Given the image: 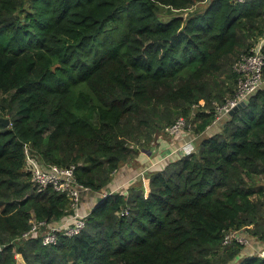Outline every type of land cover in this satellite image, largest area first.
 I'll use <instances>...</instances> for the list:
<instances>
[{"label":"trees","instance_id":"16d2710c","mask_svg":"<svg viewBox=\"0 0 264 264\" xmlns=\"http://www.w3.org/2000/svg\"><path fill=\"white\" fill-rule=\"evenodd\" d=\"M262 39L264 0H0V264H233L246 246L225 244L229 231L264 242V89L208 134ZM181 118L195 149L146 189L97 202L56 244L24 238L75 211L33 182L27 148L103 193Z\"/></svg>","mask_w":264,"mask_h":264},{"label":"built area","instance_id":"2783aa9c","mask_svg":"<svg viewBox=\"0 0 264 264\" xmlns=\"http://www.w3.org/2000/svg\"><path fill=\"white\" fill-rule=\"evenodd\" d=\"M244 2L245 0H238ZM264 39L260 40L250 52L241 57L234 65V71L238 75V89L234 99L228 100L225 105L218 106L216 110V117L213 124L221 121L231 109L239 103L246 101L259 90L264 89ZM198 107V106H195ZM184 131H190L188 122L181 118L178 122L171 127L166 128L165 133L171 136L181 135ZM193 138L190 143L181 146L177 150L180 156L189 155L195 149V140ZM26 169L31 172L33 182L40 187V190L47 186H52L55 190L65 193L72 202V209L74 214L60 223L47 224L46 222H36L32 220V228L24 235L25 239L41 234L42 242L44 245L56 244L60 234L72 237L78 235L85 226L87 215L89 211L82 213L81 204L83 196L90 192L88 188L78 184L74 176L75 167L61 168L55 165H43L38 157L33 155L31 151L26 149ZM117 191L107 193L103 197L106 198ZM126 213V212H125ZM42 229H44L42 231ZM236 242L240 245L247 246L249 238L241 231H229L224 243L229 244ZM264 257V253L261 255Z\"/></svg>","mask_w":264,"mask_h":264},{"label":"crops","instance_id":"0c3cea01","mask_svg":"<svg viewBox=\"0 0 264 264\" xmlns=\"http://www.w3.org/2000/svg\"><path fill=\"white\" fill-rule=\"evenodd\" d=\"M217 123L212 125L208 134L214 133L220 129ZM193 137L192 132L184 131L181 135L171 136L167 133H158L149 147L140 150L138 156L133 161L124 164L115 174L111 186L103 193L88 192L83 196L81 212L84 213L96 206L98 199L107 193L114 191L126 193L133 188H147L150 172L160 168L161 164L170 157H177V150L190 143ZM66 220V219H64ZM63 222V221H61ZM60 223V222H59ZM57 224V223H56ZM249 244L243 250L233 264H239L244 258L264 253V242L249 238ZM264 258V257H262ZM17 264L24 262L21 255L17 256ZM21 260V262H20Z\"/></svg>","mask_w":264,"mask_h":264},{"label":"water","instance_id":"95a60500","mask_svg":"<svg viewBox=\"0 0 264 264\" xmlns=\"http://www.w3.org/2000/svg\"><path fill=\"white\" fill-rule=\"evenodd\" d=\"M179 17L182 18V17H184V15H180ZM246 104H247L246 101H243V102L239 103L237 106H235L233 109H231V110L229 111L228 116L233 115L238 109H240V108H242V107H245ZM1 120H2V122L4 123L5 126H9L10 121H9L8 118H3V119H1ZM104 201H105V198H104V197H101V198L98 199V204H101V203H103ZM0 251H1V247H0Z\"/></svg>","mask_w":264,"mask_h":264},{"label":"rangeland","instance_id":"374dc122","mask_svg":"<svg viewBox=\"0 0 264 264\" xmlns=\"http://www.w3.org/2000/svg\"><path fill=\"white\" fill-rule=\"evenodd\" d=\"M205 4H206V3H203V4H201V5L204 6ZM164 14H166L165 16H162V18H163L164 20H169V19L171 18V15H169L168 12H165ZM147 182H148V179H147ZM20 262H21V260H20ZM19 264H25V263L21 262V263H19Z\"/></svg>","mask_w":264,"mask_h":264}]
</instances>
